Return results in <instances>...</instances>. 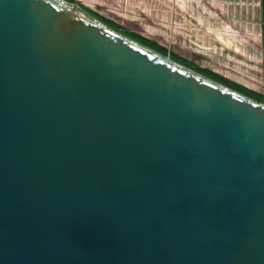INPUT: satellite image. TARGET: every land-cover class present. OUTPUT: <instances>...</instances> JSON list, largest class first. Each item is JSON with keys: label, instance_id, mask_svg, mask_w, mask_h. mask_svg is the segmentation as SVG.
Returning <instances> with one entry per match:
<instances>
[{"label": "water", "instance_id": "95a60500", "mask_svg": "<svg viewBox=\"0 0 264 264\" xmlns=\"http://www.w3.org/2000/svg\"><path fill=\"white\" fill-rule=\"evenodd\" d=\"M0 264H264V103L0 0Z\"/></svg>", "mask_w": 264, "mask_h": 264}, {"label": "crops", "instance_id": "0c3cea01", "mask_svg": "<svg viewBox=\"0 0 264 264\" xmlns=\"http://www.w3.org/2000/svg\"><path fill=\"white\" fill-rule=\"evenodd\" d=\"M103 1L104 9L122 17H137L139 11L136 13L132 7H142L133 23L144 30L161 18L157 14L151 17L148 7L167 9L170 3L173 8L187 9L175 17V25L190 36L183 49L190 55L185 57L201 69L218 73L264 97V0ZM171 15L174 17L173 11Z\"/></svg>", "mask_w": 264, "mask_h": 264}, {"label": "trees", "instance_id": "16d2710c", "mask_svg": "<svg viewBox=\"0 0 264 264\" xmlns=\"http://www.w3.org/2000/svg\"><path fill=\"white\" fill-rule=\"evenodd\" d=\"M65 1H67L70 4H78L79 7H81L84 11L92 15L95 19L104 23L109 28L117 31L118 33L124 34L126 37L140 43L141 45L149 47L164 56H169L174 61L179 62L188 68H192L197 72L207 77H210L220 83H223L238 92L250 96L253 99H256L258 101H264L263 95L253 92L244 86L238 85L234 83L231 79H228L218 73L203 70L198 64L188 60L183 55H179L176 52L171 51L170 42L168 38L170 31V28L168 26V21L164 24H160V26L157 29H153V30L148 29L147 35H143L141 33L134 31L135 26L133 22L136 19V16L125 17L126 23H122L124 21L122 22L120 21L121 22L120 23L117 22L115 19H112L111 17H107L102 9L104 7L103 0H65Z\"/></svg>", "mask_w": 264, "mask_h": 264}, {"label": "rangeland", "instance_id": "374dc122", "mask_svg": "<svg viewBox=\"0 0 264 264\" xmlns=\"http://www.w3.org/2000/svg\"><path fill=\"white\" fill-rule=\"evenodd\" d=\"M75 6H76V8H77V10L80 12V13H82L83 15H85V16H87V17H89V18H91V19H95L92 15H90L89 13H87L86 11H84L81 7H79L77 4H74ZM135 11H136V13H137V11H139V13H140V10L142 9V7H139V9H138V7H132ZM149 9H147V12L151 15V17H152V15L155 17L156 15L155 14H157V15H159L161 18L158 20L159 22H157V21H153V23L155 24V25H153V24H149V26L147 27H145L146 29L144 30V29H137V27H136V23H133L134 24V26H135V30L134 31H136V32H138V33H141V34H143V35H147V31H148V29H151V30H153L154 29V26H155V29H157L159 26H160V24H164V23H166L167 21H168V26H169V28H170V31H169V36H168V38H169V42H170V50L171 51H173V52H179L181 55H183L184 57L186 56V55H190V54H188L186 51H184L183 49H185V42H189L190 40H188V39H186L187 38V36H189V35H187V33L188 32H186L185 33V30H183V29H181V27L179 28V27H177L176 25H175V23H176V19H175V17L176 16H178V15H181V14H184L185 13V11H187V9H183V8H180V7H175V8H173V7H171V4L169 3V5H168V7H167V9H162V8H152V7H148ZM103 9V12L105 13V15L107 16V17H111L112 19H115L117 22H122V21H124V22H122V23H126V20H125V17H122V16H119V15H116V14H111V13H109V10L107 11L106 9H104V8H102ZM149 10V11H148ZM158 11L159 12H161V13H159L158 14ZM174 12V17H172V18H170L169 17V13H170V15H171V12ZM163 12H165V13H163ZM139 13L137 14V17L136 18H138V15H139ZM172 16V15H171ZM120 22V23H121ZM161 22H163V23H161ZM126 26H127V24H126ZM131 28V27H130ZM132 29V28H131ZM121 34V33H120ZM122 35H124V34H122ZM125 36V35H124ZM176 37H178V38H181V39H179V40H177V42H176V39H178V38H176ZM185 37V38H184ZM190 37V36H189ZM186 39V40H185ZM197 41H199V39H197ZM189 44V43H188ZM261 102H263L264 103V101H261Z\"/></svg>", "mask_w": 264, "mask_h": 264}]
</instances>
